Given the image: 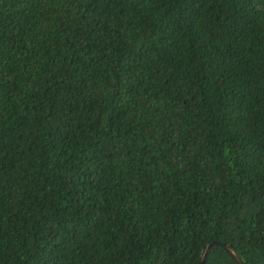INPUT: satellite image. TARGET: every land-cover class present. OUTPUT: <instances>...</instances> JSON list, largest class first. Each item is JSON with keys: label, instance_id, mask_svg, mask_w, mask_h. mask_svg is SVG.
Segmentation results:
<instances>
[{"label": "trees", "instance_id": "1", "mask_svg": "<svg viewBox=\"0 0 264 264\" xmlns=\"http://www.w3.org/2000/svg\"><path fill=\"white\" fill-rule=\"evenodd\" d=\"M212 240L264 264V0H0V264Z\"/></svg>", "mask_w": 264, "mask_h": 264}, {"label": "water", "instance_id": "2", "mask_svg": "<svg viewBox=\"0 0 264 264\" xmlns=\"http://www.w3.org/2000/svg\"><path fill=\"white\" fill-rule=\"evenodd\" d=\"M214 244H218V245H221L224 249H226L230 256L234 259V261L237 263V264H245V262L240 258V256L230 247V245H228L227 243L225 242H221V241H218V240H212L206 244L203 245L202 247V251H201V257H200V260H199V264H203V261H204V258H205V255L206 253L208 252V250L210 249V247Z\"/></svg>", "mask_w": 264, "mask_h": 264}]
</instances>
